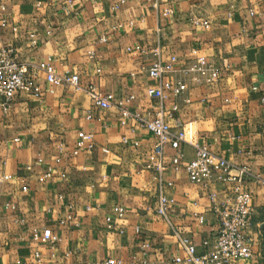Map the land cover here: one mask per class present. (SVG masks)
Masks as SVG:
<instances>
[{
	"label": "crops",
	"instance_id": "0c3cea01",
	"mask_svg": "<svg viewBox=\"0 0 264 264\" xmlns=\"http://www.w3.org/2000/svg\"><path fill=\"white\" fill-rule=\"evenodd\" d=\"M167 7L174 10L170 17L162 15ZM192 15L209 20L211 28L191 26ZM4 20L8 26L0 28V40L16 48L18 61L35 65L51 57L60 73H79L83 86L95 84L118 99L135 95L131 108L150 119L163 106L174 129L185 127L195 142L248 167L252 176L243 190L254 208L248 235L258 252L264 244V0H170L157 8L146 0H0V25ZM103 36L106 42L100 41ZM155 50L163 62L172 55L183 61L195 50L220 66V80L192 86L181 99L169 94L161 101L159 83L148 75ZM37 82L41 99L20 94L7 111L0 107V176H11L0 184V204L16 205L0 209V264H20L37 250L48 264L110 259L175 264L182 252L169 225L155 213L158 185L145 168L156 138L138 128L132 132V125L121 127L116 108L98 109L83 92L58 87L49 95L45 80ZM174 104L179 110L170 117ZM80 131L93 133L97 148L76 157ZM123 138L129 139L127 145ZM181 149L185 160L179 169L171 163L175 153L170 147L165 156V178L174 182L172 223L197 241L213 242L218 226L209 194L225 192L226 185L192 184L185 166L195 152L187 144ZM50 167L55 175L46 178ZM59 172H66L70 182L60 181ZM116 206L126 209L124 218L114 216ZM195 212L205 218L203 225L193 220ZM69 216L73 221L62 224ZM33 228L51 229L59 241L53 249L35 244Z\"/></svg>",
	"mask_w": 264,
	"mask_h": 264
},
{
	"label": "built area",
	"instance_id": "2783aa9c",
	"mask_svg": "<svg viewBox=\"0 0 264 264\" xmlns=\"http://www.w3.org/2000/svg\"><path fill=\"white\" fill-rule=\"evenodd\" d=\"M153 8H157L161 4H167L170 0H146ZM73 1H69L71 6ZM5 8L2 6L1 10ZM174 14L171 7H167L162 13L164 17H170ZM189 23L194 28L210 29L211 22L202 17L192 15ZM130 25H133L130 22ZM8 22L4 20L0 28L5 29ZM13 31L17 32L16 26ZM32 45L36 44L35 35H29ZM100 41L106 42V37H101ZM141 50L140 47H137ZM17 50L14 46L5 45L0 40V107L7 111L12 105L15 97L24 94L30 99H41L43 96L42 89L37 80L43 78L49 85L47 94L54 95L55 89L63 87L73 92H83L91 100L93 105L98 109L107 107L116 108L120 113V126H131L130 130L135 132L136 129L145 131L153 135L157 142L150 155L149 161L145 164L146 170L154 173V180L158 185V194L155 213L164 219L169 225L182 254L174 257L175 264H253L256 260L257 251L251 241L248 232L252 227L253 219V198L243 190L244 183L251 178V173L246 166H237L229 162L222 156L213 153L207 146L195 142L190 137L185 127L174 129L165 120L164 107L160 106L159 111L153 119L148 114L133 110L131 105L136 100L135 95H129L118 99L112 93H101L95 84L83 86L81 84V76L79 73L66 71L60 73L54 66L52 58L47 57L38 64H27L16 59ZM142 52V51H141ZM155 59L148 68V75L151 79L159 83L158 96L161 101H165L169 94L175 99L183 98L189 88L205 87L217 83L220 80L221 68L209 57L200 55L197 51L192 50L191 53L183 60H179L177 56L172 55L167 62H163L159 57L158 50L153 52ZM88 57L91 61L95 60V52L89 51ZM96 74L101 73V69L97 68ZM172 79L165 80L167 77ZM187 104H191L190 98H185ZM264 104V98H262ZM179 110V105L174 104L171 112L168 113L172 117V113ZM92 115H88L87 119H92ZM19 142V139L15 140ZM124 144L129 143L128 138L122 139ZM182 144H187L194 149L195 157L188 161L185 166V172L192 184L210 186L212 183L218 182L226 185L223 193L211 192L209 199L213 211L217 215V230L214 234V241L209 239H201L197 241L192 236L186 234L183 230L176 228L172 223L171 209L174 204V198L170 191L174 187V182L165 178L167 166L165 165L166 148L170 147L174 151L172 165L180 168V164L185 160V153L182 151ZM135 147L140 146L139 141H134ZM97 148L95 135L85 131L77 133L75 139V149L73 155L78 157L82 152H93ZM103 153L108 154L110 150L107 147L102 148ZM43 160L39 159L38 163ZM61 159H57L56 163L60 164ZM32 167H28L31 170ZM55 175L52 167L48 169L45 177L50 178ZM58 179L64 184L70 182L69 175L66 172L56 174ZM11 179L10 175L2 174L0 176V184ZM60 194V199H63ZM16 205L11 202L0 204V209L14 210ZM88 210L90 208L88 207ZM114 216L118 219L124 218L126 209L122 206L114 208ZM192 218L199 225H203L205 218L198 212L193 213ZM112 218L108 217L107 221L111 222ZM73 221L69 216L62 224ZM25 225V220H20ZM139 232V228L137 229ZM31 241L35 244L46 245L53 249V245L59 241L51 229L31 230ZM148 245H144L147 248ZM202 250V252H199ZM49 257L54 258L52 253ZM48 257L35 251L30 259H25L20 264H48ZM144 263H146L144 261ZM96 264H136L135 262H124L121 259H110L106 262Z\"/></svg>",
	"mask_w": 264,
	"mask_h": 264
},
{
	"label": "rangeland",
	"instance_id": "374dc122",
	"mask_svg": "<svg viewBox=\"0 0 264 264\" xmlns=\"http://www.w3.org/2000/svg\"><path fill=\"white\" fill-rule=\"evenodd\" d=\"M253 264H264V244L260 246Z\"/></svg>",
	"mask_w": 264,
	"mask_h": 264
},
{
	"label": "water",
	"instance_id": "95a60500",
	"mask_svg": "<svg viewBox=\"0 0 264 264\" xmlns=\"http://www.w3.org/2000/svg\"><path fill=\"white\" fill-rule=\"evenodd\" d=\"M263 229H264V225H263Z\"/></svg>",
	"mask_w": 264,
	"mask_h": 264
}]
</instances>
